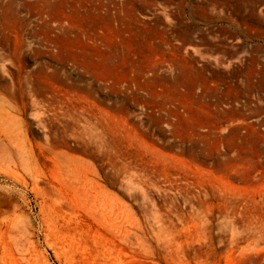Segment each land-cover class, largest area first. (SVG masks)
<instances>
[{"label":"rangeland","instance_id":"rangeland-1","mask_svg":"<svg viewBox=\"0 0 264 264\" xmlns=\"http://www.w3.org/2000/svg\"><path fill=\"white\" fill-rule=\"evenodd\" d=\"M0 264H264V0H0Z\"/></svg>","mask_w":264,"mask_h":264}]
</instances>
